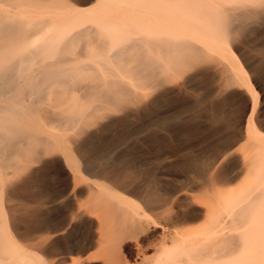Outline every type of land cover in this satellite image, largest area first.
Returning a JSON list of instances; mask_svg holds the SVG:
<instances>
[{"label": "rangeland", "instance_id": "obj_1", "mask_svg": "<svg viewBox=\"0 0 264 264\" xmlns=\"http://www.w3.org/2000/svg\"><path fill=\"white\" fill-rule=\"evenodd\" d=\"M144 2L19 3L53 37L0 89L1 264H169L188 240L193 264L264 263V0H193L169 24ZM168 213L188 221L165 248L138 220Z\"/></svg>", "mask_w": 264, "mask_h": 264}, {"label": "bare ground", "instance_id": "obj_2", "mask_svg": "<svg viewBox=\"0 0 264 264\" xmlns=\"http://www.w3.org/2000/svg\"><path fill=\"white\" fill-rule=\"evenodd\" d=\"M24 1L26 0H0V89L5 90V91H12L13 89H15L14 87L17 85L18 80L20 79V76H22V74L25 75V77L29 76L28 74L29 72L27 71L28 67L31 65V63L36 57L43 56L49 51L50 43H51L50 39L53 37L51 36L50 38L51 33L49 34V32L47 31L49 29L47 28L48 27L47 21L37 20V21L28 22L19 17L18 15L19 3L24 2ZM145 1L146 2H144L145 3L144 6L146 8L148 16L154 17L156 20H158L162 24H169L170 21H172L173 19V15L175 14V11L176 12L183 11L182 13H187L188 11L193 10L192 9L193 7L191 6L194 5V3L190 4V1H193V0H189V2H187L188 0L187 1L180 0L178 2H175V0H159V1L157 0L156 3L154 2L155 4H153V2H151L150 0H145ZM195 1L198 2V0H195ZM55 23H53V25ZM53 25L51 27H53ZM59 28L61 27L55 28L56 29L55 31H57V29ZM38 34L44 35V37H45V34H47L49 35V37H47L46 35L45 38L47 39L44 38V40L46 41L45 42L43 41L42 45H40V48L38 46V49L36 48L37 50H33L34 47L32 46L33 47L32 49L31 46L29 47V45H30V42L34 41L33 38L37 36ZM60 38L62 40L63 37H60ZM39 43L41 42L39 41ZM156 43L165 44V46H167V48H169L170 50L196 53L195 45L191 42L182 41L179 43H174L169 40L159 39V40H156ZM234 56L238 61H240L243 72L246 74L248 80H250L249 72L244 67L239 56L236 53ZM24 70L26 71L24 72ZM237 83L239 82L237 81ZM258 99H259L258 95H256V98L252 100L251 111L249 112L250 114L247 118L246 127L250 131L252 130L251 127L255 126L256 124L254 114L257 109ZM67 163L72 168L76 169L74 166V163H72L69 158H67ZM183 194H187V193L184 192ZM235 215L236 213L233 211L228 216L227 215L225 217L223 216L224 218L219 219V221H216L212 227L213 232L214 233L222 232L224 229V224L226 220L235 219L236 217ZM138 221L141 223L140 226L142 227L144 231L148 233H152L153 235H157L159 237L158 244L166 248V247L173 245L178 240V239L176 240L177 228L181 224L186 223L188 221V218L186 217V215L181 217V219L175 218L172 214L168 213L164 215V217L161 220H158L155 222H152L148 219H143V218H141ZM183 245L184 244H182V246ZM182 248H183L182 249L183 253L185 255L175 258L174 260H172L173 262L171 263L169 262V264H193L192 256L190 254L192 253L191 250H193V247L189 243V240H188V243L185 244ZM135 249H139V248L135 246ZM204 250H208V249H204ZM204 250L202 249L201 251L204 252ZM0 264H1V261H0ZM259 264H264V263L263 262L261 263V260H260Z\"/></svg>", "mask_w": 264, "mask_h": 264}]
</instances>
